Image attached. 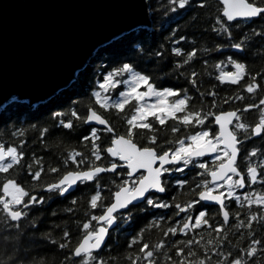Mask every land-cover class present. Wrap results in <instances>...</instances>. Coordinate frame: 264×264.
I'll use <instances>...</instances> for the list:
<instances>
[{
  "label": "trees",
  "instance_id": "1",
  "mask_svg": "<svg viewBox=\"0 0 264 264\" xmlns=\"http://www.w3.org/2000/svg\"><path fill=\"white\" fill-rule=\"evenodd\" d=\"M260 2L264 3V0ZM200 3H203L205 7H199ZM150 5L153 26L133 31L106 45L78 74L71 87L48 103L37 107L28 106L26 102H11L0 115V144L5 148L17 147L18 151L24 153L21 166L14 167L8 173H0V182L5 179L16 180L31 195L45 198L43 205H36L30 210L25 209L29 212V217L20 222L22 225L20 229L6 228L0 220V260H4L6 264L10 256L16 258L17 264H73L69 249L60 248L59 244L68 243L70 247L77 246L85 232L82 225L90 223L98 228L99 224L97 221H92L91 216H99L105 211L111 204L114 193L124 181H128L131 185L133 179H129L124 170H118L120 175L110 172L102 174L103 178H99L98 183L103 209L90 207V199L98 191L93 187L95 182L80 184L73 193L66 196L42 190V186L57 182L61 175L68 171L87 170L91 164L108 167L110 162H113L103 150L100 153L102 159L95 160L91 140L84 139L86 136H91L93 127L86 126L83 119H77L71 113L75 111L79 117L84 118L89 110L94 108L108 119L115 132L108 133L103 128H97L100 139L95 143L101 149L111 146V139L116 136L125 135L129 127L125 118H130L134 114L136 102L132 101L125 106L124 112H119L115 108H101L94 96V93L99 91L102 96L109 97V103L119 98V94L126 87L124 81H127L131 74L124 73L116 76L114 79L120 83L115 89L110 88L108 92L100 89L99 84L104 82L107 75L122 68L124 64L130 65L135 72L148 76L158 90L172 89L181 93L180 97H169L170 101L187 95L191 97L190 110L194 109L202 115L210 111L212 115L206 119V125L210 124L216 132L218 128L214 124V115L222 111L242 110L249 104H259L260 99L264 98V87L255 93H248L243 89L242 85H245V81L250 82V77H245V80H241L237 85L221 83L217 79L221 70L235 72L234 63H244L246 70L255 75L257 81L264 85V35L254 34V31L264 32V21L257 18L228 23L222 16L223 7L218 0H190L189 6L184 9L171 3V0H150ZM173 8L176 10L173 11ZM218 19L225 27L230 28L231 40L222 30L214 31V29H221V24L217 23ZM245 35L246 40H244ZM241 40H244L243 51L231 47L232 44L239 43ZM175 49H179L181 55H176ZM194 50L197 52L196 58L183 68H177V63L184 59L185 54ZM193 72L197 74L196 88L189 82ZM143 89L144 87H141L140 90ZM210 92H216L217 95L215 97L208 95ZM237 96L244 99H237ZM225 98H230L229 103H224ZM213 101H215V107H213ZM261 109H264V105L250 109L248 112H238V115L242 117L241 122L255 126L259 121ZM56 113H64V115L57 116ZM61 121L64 123L71 121L73 128H64ZM149 122H152L151 117ZM173 124H176L180 131L173 133L170 127ZM154 127L155 133L148 132L146 129H135L138 138H135L134 142L142 146L156 147L149 144L147 139L149 136L156 135L158 143H162L165 149L178 148L179 140H185L196 132L207 130L205 126L185 127L172 120L164 126L155 123ZM45 128L48 131L41 138V132ZM140 133L144 135L140 136ZM237 135L242 138L246 134L243 131H237ZM248 135L250 138L244 139L239 145L238 165L244 174L249 165L259 166L264 163V138L251 136L250 129ZM21 144H23L22 148ZM252 151H256L257 156L252 157ZM75 152L82 154L76 159L84 158L85 162L77 167L68 159L65 164V160ZM37 161L40 162L39 165ZM199 163H205L208 169L212 170L220 161L215 158L198 159L192 161L184 171L174 170L167 174L163 179L166 184V193L163 196L151 194V197L155 204H166L168 207H154L145 202L117 214L118 226L110 232L108 243L100 253L109 264H130L126 257L134 256L140 247V244L129 247L134 239H139L141 243H148L150 246L163 243L165 249L162 251H168L167 246L173 241L194 238L200 240V245L193 246V250L198 253H202L208 240L212 239L218 242L212 250L219 249V244L224 243L225 247L222 251H232L234 255L239 249L246 248L251 243V239L264 241V226L260 223L253 222L252 230L247 228L237 230L231 226L236 223L231 217L229 226H226V231L222 234L227 238V242L215 232L209 235L210 230L206 227L197 232H189L188 236L179 232L176 236L165 235L169 227L179 229L182 227L184 217L195 216L198 210L205 211L208 217L213 218L210 219V223H223L222 215L217 214L218 206L206 205L200 201L187 213H179L175 207L176 204L187 206L189 202L198 201V193L204 190V181H210V177L205 174V169L193 166ZM28 164L32 165L31 169L27 167ZM40 167L45 169V173L37 182L32 180L28 172L39 170ZM52 167L58 168L59 172L47 171ZM260 170L258 167V171ZM198 184L201 186L197 187ZM225 189L227 188L219 191L222 192ZM261 192H264V185L261 184L235 190V194L241 197L247 193H251L254 197ZM73 200L76 201L75 204L72 203ZM226 203L231 212L241 214V219H246V213L259 211L255 205L249 210L247 206L240 207L231 199H226ZM33 224L35 227L31 226ZM64 232L69 233L67 240L64 239ZM201 233L203 239H201ZM174 252L175 248L168 251V255H173ZM240 254L243 255V253ZM189 259L195 258L189 257ZM212 259L214 262L217 258L213 256ZM245 259H247L246 256ZM140 264H147V262L141 260ZM157 264H167V262L157 254Z\"/></svg>",
  "mask_w": 264,
  "mask_h": 264
},
{
  "label": "snow or ice",
  "instance_id": "2",
  "mask_svg": "<svg viewBox=\"0 0 264 264\" xmlns=\"http://www.w3.org/2000/svg\"><path fill=\"white\" fill-rule=\"evenodd\" d=\"M171 3L177 4L180 9L189 6L190 0H171ZM223 5L222 16L226 18L227 22L236 21L238 18L253 19L259 18L264 21V3L260 0H220ZM199 7L203 8V3L199 4ZM173 11L176 9L173 8ZM217 23L221 24V29H214V31H223L228 34V38L231 40V32L229 27H225L223 23L218 19ZM238 26V25H237ZM254 31V30H253ZM257 36L264 35V32H255ZM247 39L245 35L244 40ZM244 40L239 43H234L231 47L243 51ZM176 55H181L179 49H175ZM159 54V53H158ZM197 52L191 51L185 54L184 59L177 63V68H183L184 65L190 64L194 58H196ZM236 69L235 72H223L221 70L220 76L217 79L221 83H229L237 85L241 80H245V77H250V82L245 81V85H242L243 89L248 93H255L258 89L264 87L257 81V77L252 75L246 70L244 63H234ZM217 67H219L217 65ZM124 73L131 74V79L124 81L129 85L128 91L119 94V98L109 103V97L102 96L101 92L94 93L95 101L101 108L109 109L115 108L119 112H124L125 106L135 101L134 114L130 118H125L127 125H129L125 135L116 136L111 139V146L106 149H101L96 143L99 140L98 129H91V136L84 137L85 140H91L92 142V154L95 156L96 161H100L101 150L106 151L109 156L118 160L121 163L110 162V166L102 167L95 164H91L86 171H68L66 174H62L59 180L55 183L42 186L43 191L55 192L59 196H64L69 193L70 189L77 187L80 184L88 182L93 183V187L98 191L90 199L91 209L104 208L101 202L102 197L100 195V185L98 183L101 174L106 172L115 173L120 175L118 169L124 168L126 175L129 178L136 177L132 180L131 185L128 181L120 186L119 190L115 192V203L107 206L106 212L102 215H92L91 220L101 223H106L107 227L101 226L96 228L90 223H84L82 228L85 230L84 236L81 242L75 247H70L68 243H60V248H68L71 258H73V264H109L100 253L103 246H105V238L109 235V228L114 222V214L121 209L128 208L129 205H133L134 202L143 200L154 207H168L166 204H155L149 193H164L166 191V184L162 181V177L165 173L171 170L166 167L167 165L183 164L188 166L196 158L203 157L205 155H215V159L220 161L218 165H215L212 170H209L205 163H199L193 165L201 169H205V174L211 177V180H205L203 183L204 190L199 192V200L192 201L187 206H181L176 204L175 207L179 210V213H187L189 209L193 208L196 203L213 202L218 205L217 214L222 215V224L210 223L212 217H208L205 211L198 210L197 215H187L184 217L182 227H169L165 235L176 236L182 233L188 236L189 232H197L202 228L210 230L209 235L215 232L222 240L227 242V238L222 234L226 231V226L230 224V217L236 221L232 227L239 230L240 228L253 229V222L260 223L264 226V192L256 194L254 197L251 193L245 194L243 197L236 195V189H244L251 185L261 184L264 185V163L259 166L249 165L246 169V174L240 170L237 163L240 155V145L244 139L250 138L248 133L250 129L251 136L264 138V109H261L259 113V121L255 126H250L247 123L241 122V115L238 112H248L253 108H260L264 105V98L260 99L259 104H249L242 110L237 109L234 111H228L220 115H214V122L219 126V131L216 132L209 125H206V119L212 115L211 112H206L203 115L189 109V100L191 97L187 95L184 98H177L169 100V97H180L181 93L172 89L158 90L153 83L150 82V78L146 75H142L135 72L133 68L124 64L122 68L117 69L113 73L107 75L103 83L99 84V88L108 92L109 89H115L120 81L115 80L116 76H120ZM182 74V73H181ZM196 73L191 74L192 78L190 83L194 88L197 87V80L195 79ZM146 90L141 91V87ZM208 95L215 97L216 92H210ZM154 98V101H153ZM237 99L243 100L244 97L237 96ZM230 98H225L224 103H229ZM153 101V102H147ZM213 107H215V101H213ZM90 114L84 118L77 115L75 111L71 113L73 117L77 119H83L85 123L95 122L99 125H103L104 129L108 133H114L115 129L110 126L109 122L102 118L101 115L95 110H89ZM183 115H178V114ZM55 115H64V113H56ZM149 117L152 118V122H149ZM169 120L175 121L178 124L185 127L190 125L205 126L207 130L196 132L188 137L190 143H185V140H179L178 148L165 149L162 143H158L156 135L149 136L148 143L156 145V147H148L138 145L134 142L135 138H138L135 129H146L148 132L155 133V123L160 126H164ZM236 123H233V121ZM64 128H73L71 121L64 123L61 121ZM231 125V129L229 128ZM173 133L180 131V128L173 124L170 126ZM48 129L45 128L41 132V138L47 133ZM237 131H243L245 137H238ZM22 135V133H20ZM143 136L144 133H140ZM172 143V141H167ZM23 147V144L20 145ZM159 149V151H158ZM80 152H75L70 155L66 160L70 159L72 163L79 167L85 162L84 158L77 160L76 157H81ZM251 156H257L256 151L251 152ZM24 159V153L18 151L17 147L5 148L0 144V173H8L16 166H21V161ZM39 165V161L36 162ZM29 169L32 168L31 164H28ZM258 167L261 169L258 171ZM176 171H184V168H177ZM47 171L52 173L59 172L58 168L52 167ZM45 173V169L40 167L39 170L29 171L28 175L32 180L39 182L42 178V174ZM137 173L140 175L137 177ZM236 177V179H233ZM201 185H197L200 187ZM227 188L226 192H220V189ZM216 193V194H214ZM27 197V200H25ZM226 199L233 200L240 207H245L251 210L255 205L259 209L258 212L246 213V219H241L239 212H231L229 205L226 203ZM45 203L44 197H37L31 195L24 187L17 183L13 179H5L0 182V220L4 223L6 228L20 229L22 227L21 221L29 217V212L25 209H31L36 205H43ZM76 203L75 200L72 201ZM178 214V213H177ZM35 227V225H31ZM201 239L203 234L201 233ZM251 236V233L249 234ZM64 239L69 237L68 232H64ZM56 243V241H53ZM218 242L209 239L207 246L204 247L202 253H198L193 250L194 245H200V240L189 238L188 240L173 241L167 246L168 251L175 248L173 255H168V251H162L165 249V244L158 243L156 245H149L148 243H141L139 239H134L129 247L133 244H140L136 254L126 257L130 261V264H140V261H146L147 264H157V254L163 257V260L167 264H264V241L260 239H251V243L243 249H239L237 254H233L232 251L224 252L222 249L225 247L224 243L219 244V249L212 250L216 247ZM183 245V246H180ZM259 246V248L257 247ZM95 253V254H94ZM240 253H243L241 255ZM217 259L213 262L212 257ZM245 256L247 259H245ZM179 257V259H174ZM194 257L195 259H189ZM202 257V258H201ZM0 264H6L4 260H0ZM8 264H17L15 257H9Z\"/></svg>",
  "mask_w": 264,
  "mask_h": 264
},
{
  "label": "water",
  "instance_id": "3",
  "mask_svg": "<svg viewBox=\"0 0 264 264\" xmlns=\"http://www.w3.org/2000/svg\"><path fill=\"white\" fill-rule=\"evenodd\" d=\"M244 20L238 18L228 23ZM152 26L150 0H0V114L14 99L31 107L48 103L71 87L78 74L106 45ZM85 124L104 129L94 121ZM215 126L219 131V126ZM214 158L213 154L195 160ZM239 158L240 155L237 163ZM161 179L163 181V177ZM77 187L64 196L73 193ZM165 193L151 192L149 195L163 196ZM112 203H115V193ZM143 203V200L136 201L115 213L109 235L118 226L117 214ZM203 203L218 206L213 202ZM105 212L106 209L102 214ZM97 223L99 227H107L106 223ZM109 235L105 238V246Z\"/></svg>",
  "mask_w": 264,
  "mask_h": 264
},
{
  "label": "rangeland",
  "instance_id": "4",
  "mask_svg": "<svg viewBox=\"0 0 264 264\" xmlns=\"http://www.w3.org/2000/svg\"><path fill=\"white\" fill-rule=\"evenodd\" d=\"M131 79V76H129L128 78H127V80H130ZM143 87V86H142ZM128 88H129V85L128 84H126V87L121 91V93H123V92H125V91H128ZM144 90H146L145 88L143 89V90H141V91H144ZM120 93V94H121ZM15 101H19V100H17V99H14V100H12L11 102H15ZM153 101H154V98H153ZM153 101H147V102H153ZM11 102L10 103H8L6 106H5V108L3 109V111L8 107V105L9 104H11ZM20 102H23V101H20ZM3 111H2V113H3ZM2 113L0 114V115H2ZM93 128H96V127H93ZM97 129V128H96ZM185 143L187 144V143H190V141L188 140V138L187 139H185ZM179 147V146H178ZM187 166H184L183 168L185 169ZM227 191V189H225L224 191H222V192H226Z\"/></svg>",
  "mask_w": 264,
  "mask_h": 264
},
{
  "label": "flooded vegetation",
  "instance_id": "5",
  "mask_svg": "<svg viewBox=\"0 0 264 264\" xmlns=\"http://www.w3.org/2000/svg\"><path fill=\"white\" fill-rule=\"evenodd\" d=\"M113 160V159H112ZM113 162H116V163H121L120 161H118V160H113ZM181 167H184V165L183 164H173V165H171V166H168V168L171 170L170 172H168V173H165V175L163 176V179L166 177V175L167 174H169V173H171L172 171H174L175 169H177V168H181ZM121 170H124V171H126L124 168H120ZM119 170V169H118ZM140 175V173H138L137 174V177ZM129 178V177H128ZM129 179H136V177H132V178H129Z\"/></svg>",
  "mask_w": 264,
  "mask_h": 264
}]
</instances>
